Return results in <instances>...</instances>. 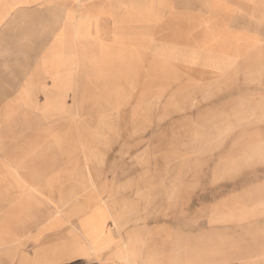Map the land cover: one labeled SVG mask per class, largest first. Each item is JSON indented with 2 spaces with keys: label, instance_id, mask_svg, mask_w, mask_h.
<instances>
[{
  "label": "rangeland",
  "instance_id": "obj_1",
  "mask_svg": "<svg viewBox=\"0 0 264 264\" xmlns=\"http://www.w3.org/2000/svg\"><path fill=\"white\" fill-rule=\"evenodd\" d=\"M119 1L132 24L107 46L141 59L89 127L105 209L172 264H264V0ZM223 35L235 52L206 51Z\"/></svg>",
  "mask_w": 264,
  "mask_h": 264
},
{
  "label": "crops",
  "instance_id": "obj_2",
  "mask_svg": "<svg viewBox=\"0 0 264 264\" xmlns=\"http://www.w3.org/2000/svg\"><path fill=\"white\" fill-rule=\"evenodd\" d=\"M124 13L119 0H0V264H172L153 236L121 230L85 163L89 127L109 124L141 59L107 46ZM223 39L206 51L235 52Z\"/></svg>",
  "mask_w": 264,
  "mask_h": 264
}]
</instances>
